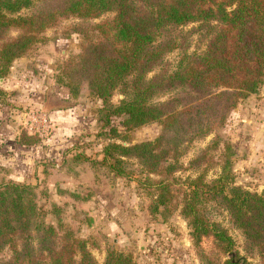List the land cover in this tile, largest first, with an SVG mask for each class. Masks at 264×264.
Returning a JSON list of instances; mask_svg holds the SVG:
<instances>
[{"label":"rangeland","instance_id":"374dc122","mask_svg":"<svg viewBox=\"0 0 264 264\" xmlns=\"http://www.w3.org/2000/svg\"><path fill=\"white\" fill-rule=\"evenodd\" d=\"M57 8L60 0H38L19 15ZM113 17V13L97 18L56 17L22 57L9 64L0 61V183L33 187L41 224L52 227L59 237L68 233L84 244L96 264H105L113 255L126 257L129 264H223L232 256L237 264H262L258 255L246 251L245 238L227 212L213 203L203 213L227 232L232 246L224 251L212 237L197 243L181 213V188L199 174L207 182L215 179L228 147L235 186L264 193V82L210 134L185 138L177 154L179 169L172 176L147 174L135 160L125 163L124 174L114 175L100 154L104 145L155 143L164 135L161 124L128 127L124 116L112 118L105 128L98 113L103 103L88 95L85 83L79 96L72 98L58 82L61 63L78 58L88 43L97 42L105 30L102 26ZM20 33L17 27L0 32V50ZM209 35L198 23L168 27L164 38L174 40L178 48L166 55V70L175 68L183 51L203 52ZM172 94L157 95L152 102H166ZM122 99L121 91L115 90L109 103L117 106ZM112 130L114 140H105L103 134L109 138ZM163 180L171 184L173 197L158 205L159 196L164 201L169 197L160 189ZM12 255V249L5 247L0 262Z\"/></svg>","mask_w":264,"mask_h":264},{"label":"trees","instance_id":"16d2710c","mask_svg":"<svg viewBox=\"0 0 264 264\" xmlns=\"http://www.w3.org/2000/svg\"><path fill=\"white\" fill-rule=\"evenodd\" d=\"M36 1L0 0V32L11 27L21 30L17 39L3 44V64L22 57L56 17L114 14L102 26L105 30L97 42L88 43L78 58L61 63L58 77L72 98L79 96L82 84L87 85L88 95L103 103L104 109L98 113L105 128L112 118L124 116L128 127L161 124L164 135L155 143L104 145L100 154L114 175L124 174L125 163L135 160L147 174L172 176L179 169L177 154L187 142L185 138L210 134L239 101L256 94L263 85L264 0H60V8L55 10L19 15ZM195 23L210 34L205 50L198 55L183 51L175 68L167 71L164 59L178 46L164 38L166 29ZM155 68L157 73L148 77ZM115 90L123 95L117 106L109 103ZM171 93L166 102H152L157 95ZM110 132L109 138L103 134L105 140H114L116 132ZM226 153L229 155L228 147L220 157L215 179L207 182L199 174L186 180L181 188V213L197 243L212 237L217 247L228 251L231 238L203 213L209 203L222 207L242 232L246 251L258 255L264 264V193L235 186ZM159 186L169 197L164 201L159 196L156 203L165 205L173 197L172 186L164 180ZM5 247L13 255L0 264H96L84 244L73 241L68 233L59 237L52 227L42 225L34 188L14 182L0 183V251ZM231 258L223 264H237ZM105 264H129V260L113 255Z\"/></svg>","mask_w":264,"mask_h":264}]
</instances>
